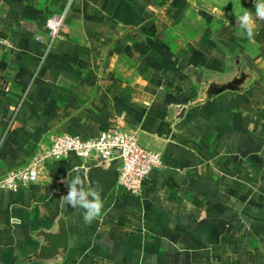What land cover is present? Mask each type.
Here are the masks:
<instances>
[{"label": "crops", "instance_id": "0c3cea01", "mask_svg": "<svg viewBox=\"0 0 264 264\" xmlns=\"http://www.w3.org/2000/svg\"><path fill=\"white\" fill-rule=\"evenodd\" d=\"M66 8L49 48L46 19ZM245 8L254 0H0V176L54 134L120 125L163 161L139 194L117 184L90 224L59 199L69 172L90 188L92 162L76 155L0 189V264H264V21L248 40ZM60 216L65 257H32Z\"/></svg>", "mask_w": 264, "mask_h": 264}, {"label": "built area", "instance_id": "2783aa9c", "mask_svg": "<svg viewBox=\"0 0 264 264\" xmlns=\"http://www.w3.org/2000/svg\"><path fill=\"white\" fill-rule=\"evenodd\" d=\"M69 8L52 12L46 19L48 47L61 36L67 26ZM76 155L86 161L107 162L119 159L118 183L126 190L139 194L144 180L162 165V154L144 146L135 128L120 125L99 135L54 134L50 143L41 148L27 166L11 169L0 176V189L17 190L38 181L40 168L45 162L57 161Z\"/></svg>", "mask_w": 264, "mask_h": 264}, {"label": "water", "instance_id": "95a60500", "mask_svg": "<svg viewBox=\"0 0 264 264\" xmlns=\"http://www.w3.org/2000/svg\"><path fill=\"white\" fill-rule=\"evenodd\" d=\"M244 78L245 75L243 74L231 82L214 83L210 86L209 95L224 89H238L244 82ZM119 174L120 165L117 156L107 162L93 161L87 168L89 187L99 184L102 188V198H105L117 185ZM37 236L42 240V244L32 257L46 262L60 260L65 257L69 246V230L63 216L57 218L54 228L40 230Z\"/></svg>", "mask_w": 264, "mask_h": 264}, {"label": "clouds", "instance_id": "9594fccd", "mask_svg": "<svg viewBox=\"0 0 264 264\" xmlns=\"http://www.w3.org/2000/svg\"><path fill=\"white\" fill-rule=\"evenodd\" d=\"M254 9V13L246 8L242 13H234L236 27L248 40L254 38L256 19L264 21V0H254ZM68 175L71 178L66 182L67 193L59 198L60 203L75 210L83 209L82 219L84 223L90 224L101 215L104 208L102 188L97 184L86 189L85 177L79 172L74 176L69 172Z\"/></svg>", "mask_w": 264, "mask_h": 264}, {"label": "rangeland", "instance_id": "374dc122", "mask_svg": "<svg viewBox=\"0 0 264 264\" xmlns=\"http://www.w3.org/2000/svg\"><path fill=\"white\" fill-rule=\"evenodd\" d=\"M222 5H224V3H221Z\"/></svg>", "mask_w": 264, "mask_h": 264}]
</instances>
